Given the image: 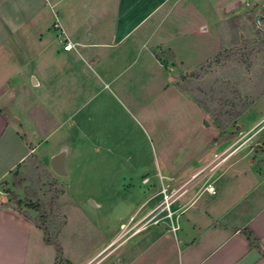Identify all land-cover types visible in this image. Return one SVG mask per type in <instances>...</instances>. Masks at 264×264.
Instances as JSON below:
<instances>
[{
  "label": "crops",
  "instance_id": "obj_1",
  "mask_svg": "<svg viewBox=\"0 0 264 264\" xmlns=\"http://www.w3.org/2000/svg\"><path fill=\"white\" fill-rule=\"evenodd\" d=\"M202 2H219L220 15L210 25L196 20L206 7ZM248 2L0 0V182L31 157L53 173V165L61 164L65 173H55L67 175L66 142L72 132L65 125L97 84L109 86L130 71L133 85V64L146 73L155 67L184 73L196 69L221 49L224 25L232 36L226 22L263 0ZM208 37L214 39L211 53L190 60ZM66 43L73 47L65 49ZM170 81L171 89L197 105L175 79ZM245 121L240 120L241 127ZM259 122L258 136L264 131V115L245 132ZM76 131L85 136L81 128ZM254 140L252 136L240 147L225 143L214 153L224 152L217 163L212 157L178 172L175 214L159 227L133 234V264L145 255L142 264H264L243 232L251 230L264 249V164H254L251 158L260 144ZM245 161L248 164H239ZM208 184L215 186L214 193L205 189ZM33 217L0 195V264H55V248L45 242ZM67 227L68 222L64 232ZM118 236L98 252L100 264L115 254L109 250ZM112 264L123 261L117 257Z\"/></svg>",
  "mask_w": 264,
  "mask_h": 264
},
{
  "label": "rangeland",
  "instance_id": "obj_2",
  "mask_svg": "<svg viewBox=\"0 0 264 264\" xmlns=\"http://www.w3.org/2000/svg\"><path fill=\"white\" fill-rule=\"evenodd\" d=\"M202 3L206 7L203 5L202 15L196 20L202 19L210 25L220 15L219 2ZM246 4L249 6V2ZM244 23L248 25L245 36H253L251 24L246 20ZM222 29L223 42L227 46L231 34L226 25ZM213 45L212 37L202 38L201 51L197 50L189 59L196 61L205 57L211 53ZM145 71L133 64V85L130 84V71L123 72L119 80L109 86L104 82L97 84L80 106H75L73 116L65 125L72 132L66 142L70 153L67 175H57L31 157L7 180L0 182V195L7 196L19 211L33 213V219L39 213L16 202L26 199L40 202L43 210L55 218L54 232L61 223L68 222L66 232V224L60 231L59 240L65 247V257L72 259V264H100L98 252L118 235L116 245L109 250L115 254L105 264H112L117 257L123 264H133V221L126 229H122L121 224L127 223L135 212L140 216L161 201L163 195L155 193L163 186H169L176 197L178 172L188 164H200L212 157L217 163L224 152L214 153L219 147L220 150L224 148L221 145L228 143L240 147L255 136L252 143L260 144L251 158L256 159L254 164H264L261 151L264 131L257 136V126L261 122L245 132L250 123L264 115L262 58L250 68L246 63L230 61L214 65L202 74L201 82L228 83L225 102L231 103L233 99L246 106L224 131L215 126L213 113H207L171 89L170 80L175 79L180 87L191 71L184 73L167 68L158 71L156 67L151 70L153 72ZM206 99L212 110L218 107V98ZM241 119L246 120L242 127ZM80 128L85 132L84 137L77 134ZM17 179L23 181L22 188L14 185ZM11 192L15 193V199L11 198ZM153 194L155 199L150 198ZM55 196H59L57 206L51 209L49 201ZM162 223L149 227H159ZM145 258L146 255L135 264L144 263Z\"/></svg>",
  "mask_w": 264,
  "mask_h": 264
},
{
  "label": "trees",
  "instance_id": "obj_3",
  "mask_svg": "<svg viewBox=\"0 0 264 264\" xmlns=\"http://www.w3.org/2000/svg\"><path fill=\"white\" fill-rule=\"evenodd\" d=\"M257 15H261L258 22H256ZM245 20L252 26L254 34L251 37L245 36L244 34L245 29L248 28V25L244 23ZM226 23L230 26L232 33L231 40L228 42V45L226 46V42H222L219 52L213 57L205 60L196 69L189 72V74L185 77V84L180 86V89L189 94L199 107L203 108L207 113H213L214 124L220 131H224L231 123L238 119V117L246 109V106L244 103L237 102L233 99L231 100V103L224 101L227 100L225 99V95L226 90L228 89L225 86L228 83L224 82L217 85L216 83L201 82L199 80L202 79V74L214 65L236 61L241 64L246 63V65L250 68L254 64H257L259 59L262 58L264 60V0L261 4L254 5L253 8L245 14L230 18ZM157 56L159 58L162 57L161 54ZM254 94H256V92ZM205 96L211 100L218 98V107L212 110L208 99L203 98ZM15 174L18 175V173ZM14 185L17 188H22L23 181L17 179L15 180ZM10 195L11 198H16L14 192H11ZM58 197L59 196H55L50 199L49 206L51 209L57 206ZM16 203L18 205L23 203L25 207L39 213L35 222L37 226L43 230L45 242L53 245L55 248V264H72V262L65 257L64 247L59 240L60 231L66 224V221L61 223L57 231L54 232L53 222L55 221V218H53L49 212L43 210V205L40 202L26 199L24 202L17 200ZM24 215L29 217V214L26 212H24ZM243 232L249 239L251 246L256 248L264 258V249L261 246L259 238L255 236L251 230L245 229Z\"/></svg>",
  "mask_w": 264,
  "mask_h": 264
},
{
  "label": "built area",
  "instance_id": "obj_4",
  "mask_svg": "<svg viewBox=\"0 0 264 264\" xmlns=\"http://www.w3.org/2000/svg\"><path fill=\"white\" fill-rule=\"evenodd\" d=\"M248 2V0H246ZM57 27L59 26V19L57 18ZM73 47L71 43H66L64 48L70 50ZM226 159V158H225ZM205 189L208 192L214 193L215 186L213 184L206 185ZM180 189H178L179 192ZM162 194L163 199L159 201L157 204L149 210L147 214L139 217L138 213L135 212L133 216H131L130 220L127 223H122L121 228H128L129 224L133 221V234L142 231L147 228L151 224H159L166 218H172L175 214L173 210V204L178 199V194L174 197V192L169 191V186H163L162 189L158 192L157 195ZM172 229L175 230L176 226H172Z\"/></svg>",
  "mask_w": 264,
  "mask_h": 264
},
{
  "label": "water",
  "instance_id": "obj_5",
  "mask_svg": "<svg viewBox=\"0 0 264 264\" xmlns=\"http://www.w3.org/2000/svg\"><path fill=\"white\" fill-rule=\"evenodd\" d=\"M260 17H261V15H257V16H256V22L259 21V18H260ZM60 158H61V157L58 156V157L56 158V160L59 161ZM61 167H62L61 164H54V165H53V168H54L55 172H57L58 174H63V173H65V171H63V169H62Z\"/></svg>",
  "mask_w": 264,
  "mask_h": 264
}]
</instances>
